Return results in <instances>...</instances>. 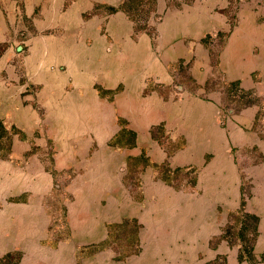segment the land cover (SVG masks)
Segmentation results:
<instances>
[{"label": "crops", "instance_id": "crops-1", "mask_svg": "<svg viewBox=\"0 0 264 264\" xmlns=\"http://www.w3.org/2000/svg\"><path fill=\"white\" fill-rule=\"evenodd\" d=\"M21 1L19 9L14 0H0V119L23 136L0 158V221L27 224L24 237H46L50 215L44 198L58 175L70 170L65 190L72 202L65 205L73 236L101 240L104 223L133 217L140 224V264H203L223 254L226 264H247L219 235L228 213L239 206L240 177L230 147L255 146L264 156V128L259 134L252 127L257 108L248 105L226 115L221 126L218 93L205 99L177 92L171 75L181 61L198 85L204 83L211 64L201 38L226 32V15L210 10L208 0L170 7L155 0L152 38L133 33L122 11H92L120 0ZM248 11H240L226 35L217 67L224 81L258 95L264 94V19L257 21ZM121 127L134 133L133 149L122 153L112 145ZM35 131L38 136L32 137ZM32 144L44 150L28 152ZM48 147L52 166L44 162ZM130 155L143 156L146 165L138 199L121 193L120 204L119 166ZM162 163L194 169L198 183L202 178L207 183L176 188L158 177L154 165ZM261 164V169L254 165L256 191L244 208L258 218L256 254L264 252ZM88 206L97 219H88L94 214L91 209L88 215ZM88 221L95 225L91 232L80 228Z\"/></svg>", "mask_w": 264, "mask_h": 264}, {"label": "rangeland", "instance_id": "rangeland-1", "mask_svg": "<svg viewBox=\"0 0 264 264\" xmlns=\"http://www.w3.org/2000/svg\"><path fill=\"white\" fill-rule=\"evenodd\" d=\"M14 1L16 2L18 8L21 9L20 7L22 6V1ZM182 1L183 3H190L195 2L196 0H166L165 6L170 7L172 4L178 6L181 4ZM208 1V7H210L211 5L210 10L224 13L226 15V23L228 24L229 28L226 32L218 31L214 32L213 34H205L201 38V43L208 48V60L211 64L210 75L206 78L204 83L202 85H198L189 74V64L180 63V65H175L174 69L171 71L173 85L180 86V89L174 88V90H176L177 92H187L194 95H198L199 97L205 99L209 96L210 93L217 92L219 96L218 111L220 116V119L218 121L221 126L225 125L224 116L227 115V119H229L230 114L236 113L248 105H255L257 108L255 116L258 115L260 122H254L252 127L259 134H263L261 131L262 128H264V94L260 92L257 95L255 94L254 90L242 88H240L242 91L238 92L234 88L224 85V80L222 79V72L219 71L217 67V59L219 52L223 47L224 39L228 32H230L229 30H231V28L236 24L237 17L240 11L249 10L248 12L252 15L254 14V17L257 18V21H260L261 17H263L264 19V0H212V2L211 0ZM199 2L200 5H202L203 0H199ZM136 4L137 0H134L133 4L131 2L132 7ZM97 7L99 9H101L102 7L103 10H107V8L103 6L97 5ZM148 9V4L143 5V10ZM22 15L23 14H21V16ZM129 20L132 22V27L133 24L143 27L145 30H148L147 32L153 38L154 24L158 20V14H155L154 9L153 11L148 12L141 11L137 13L136 17L134 14L135 23L131 19ZM3 46L4 44H1L0 47ZM103 92L104 91H101L100 94ZM220 113L223 114V116H221ZM119 123V125H124L122 122ZM3 125H5L6 129H10V126L4 123ZM155 129L157 130L158 128ZM16 131H10V145L15 137H17L18 139H23L21 133L18 132L17 129ZM37 134L38 132L35 131L34 133H32V137H37ZM157 135H160L158 131ZM161 140L162 138L160 136L159 141ZM167 146L168 149H170L174 145ZM114 147L116 148V146ZM118 148L124 149L120 150V153L125 151H131V149H133L132 145L124 144L122 146H119ZM38 149H40L39 146L32 144L28 152H33L36 150L40 152L44 150ZM45 153V164L48 163L52 166V152L49 147L46 148ZM230 153L233 155L234 165L238 169L240 177L239 203L242 195V197L244 198L243 212L245 213V203L249 200L252 193L256 191L255 187L257 186L252 176L254 175L253 177H255L258 172V169H255L256 166L261 169L260 164L264 163V156L262 155V152L260 153V151H258V148L255 146H243L240 148L231 146ZM8 155L9 153H7V155L2 159H6ZM25 155L24 157H22V160L25 159L26 161L27 156ZM137 157L139 156L130 155L126 158L125 162H122V164H120L119 166L120 174H122L123 186L122 189L118 191L119 196L117 200L120 202V204H122L121 193L126 196V199L128 193L130 196V200H137L139 197V178L143 167L146 165V159L144 160L143 158H140L139 160H135ZM161 165L163 167H168L163 163ZM261 165L263 166L264 164ZM69 171H66V173L62 175H58V181L53 182L54 184L50 194L44 198V208L47 211L48 215H50L49 222L45 227L47 233L46 237L39 239L24 237L25 232L23 231V228L27 224H11L0 221V264H140L142 261L140 258L137 238V232L140 228V224L138 220L133 217L122 218L119 222L104 223V227L106 229V236L101 240H95L94 238L90 237L85 238V236L83 235L81 237L79 232L75 233L74 236L72 235V231L69 227L68 222L66 221L67 212L65 205L66 203L69 205V203L72 202V200L70 201V199H72L71 195L65 190L66 183L71 177V172L69 173ZM196 177V170L194 169L185 170L180 168L179 170L171 169L169 173L167 171L165 172L166 181L176 188H186L195 185L197 188L200 189L202 188V186L206 185L207 182L206 180H204V178H202L201 183H198ZM201 192L197 190L196 194ZM227 193L229 194V191ZM212 194H214V192H212ZM96 200L97 199L95 197V201L92 204L93 207H95L96 205ZM130 203L131 202H129V206ZM134 204L132 203L131 205L132 209L135 205H137ZM91 209L92 208L90 206L86 208L88 215L89 212L91 213ZM237 209H239V206ZM93 212L94 214H90L88 219H97V214H95L96 211L94 209H92V213ZM248 214L251 213L248 212ZM133 219L134 223L132 222ZM252 222L253 221L251 218H249L248 216H244L240 213H228L226 223L221 229L219 239L225 240L229 246V249L233 247L236 248V251H238V248L241 247V226L245 225L246 228L245 231H242V237L244 239L245 246L249 247V245H251L252 231H250V229L252 226ZM80 224V228H87V231L89 232H91V229L95 227V225L90 222H81ZM134 235L136 237H134ZM254 241L252 243L251 253L254 255L256 262L264 261L260 260V255L264 252L256 254L253 251ZM225 257V254L218 255L211 261L205 262L203 264H226Z\"/></svg>", "mask_w": 264, "mask_h": 264}, {"label": "trees", "instance_id": "trees-1", "mask_svg": "<svg viewBox=\"0 0 264 264\" xmlns=\"http://www.w3.org/2000/svg\"><path fill=\"white\" fill-rule=\"evenodd\" d=\"M131 2L133 4L134 0H120L118 5L115 7L114 6H105V7L107 8V11L110 13L117 11V10H121L134 23H135L134 14L136 17L137 13H139L141 11L148 12V11H153V9H154V0H137V4L134 5L133 7L131 6ZM145 4H148V7H149L148 10H143V5H145ZM96 7H97V5H94L93 10H95ZM138 8H139V10H138ZM131 13H132V15H131ZM89 14H90V12H89ZM84 16H85V14H84ZM142 31L147 32L148 30H145L143 27H140V26H137L136 24H133V33H138V32H142ZM219 33H221V32H219ZM0 46H1V44H0ZM1 49H2V47H0V51H1ZM180 63H181V61H178V63H176V65H180ZM223 84L230 86L231 88H234L238 92L242 91L240 89V87H238L237 82H225L224 81ZM220 115L223 116V114H221V113H220ZM256 121L260 122L258 115L255 116L254 122H256ZM10 131L15 132L16 129L13 126H10L9 130L6 129L5 125H3L2 121L0 120V158H4L7 155V153H9V151H10ZM133 138H134V133L131 130L125 129V128H120L119 131L116 133V135H114V137L112 138V144L116 147L122 146L123 144L124 145H132L133 144ZM140 158H143L145 160V158L143 156H141V157L139 156L135 160H139ZM154 166H156V168L158 169V171H157L158 177L160 179H162L163 181L167 182L166 178H165V172L167 171L169 173L171 169H169L168 167H165V166H164L165 167L164 168L161 164L154 165ZM179 169L180 168H174L172 170H179ZM243 207H244V198L241 195L240 203H239V209H237L233 213H236V214L240 213V214H242L244 216H248L249 218L252 219L253 222H252V226L250 229V231H252L251 245H249V247H246L244 244V239L242 237V231H245L246 226L242 225L241 226V232H240V239H241L240 240V246L241 247L238 248V251H237V260L238 261H246L247 264H255L256 259H255L254 255L251 253V250H252V243H253L256 235H257V229H256L257 217L253 214H248L246 212L244 213ZM132 222L134 223V219ZM135 235H136V231H135ZM135 235H134V237H136ZM260 260H264V253L260 255Z\"/></svg>", "mask_w": 264, "mask_h": 264}, {"label": "water", "instance_id": "water-1", "mask_svg": "<svg viewBox=\"0 0 264 264\" xmlns=\"http://www.w3.org/2000/svg\"><path fill=\"white\" fill-rule=\"evenodd\" d=\"M16 50H20V45H17V46H16ZM174 88L180 89V86H178V85H174Z\"/></svg>", "mask_w": 264, "mask_h": 264}]
</instances>
